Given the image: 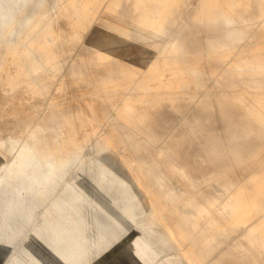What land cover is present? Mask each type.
Returning <instances> with one entry per match:
<instances>
[{
    "label": "bare ground",
    "instance_id": "6f19581e",
    "mask_svg": "<svg viewBox=\"0 0 264 264\" xmlns=\"http://www.w3.org/2000/svg\"><path fill=\"white\" fill-rule=\"evenodd\" d=\"M187 2L46 0L34 14L37 16L35 24L27 17L26 26H18L14 16L6 34L15 32L19 37L29 38L38 28L30 45L46 63L56 64L59 71L66 67L63 96L72 98L81 85L91 86L94 93L100 95L101 106L102 103L108 105L112 115L122 119L136 133L145 135L133 143L129 134L111 122L102 140L127 151L121 156V162L142 194L150 223L160 227L165 241L178 248L190 264L203 260L223 244L229 235L224 228L226 222L247 224L244 234L247 245L227 252L231 259L237 257L235 264H264V0H197L194 17L178 23L177 18L182 16ZM124 14L133 19L125 22ZM98 15L102 16L100 21L93 22ZM5 16L4 13L0 18ZM235 16L245 24L239 29L224 30ZM21 17L23 13L18 18ZM92 26L101 27L105 32L97 41L85 42L84 32ZM175 27L184 35L167 41L160 39L168 32H175ZM191 28L211 29L215 33L198 43V38L190 35ZM246 34L249 38L238 49L239 55L229 58L232 43ZM54 44L60 50H53ZM0 47L8 48L6 53L0 54L1 61L9 66L7 83L11 85L19 78L28 97L37 104L40 93L21 82L24 66L14 64L15 55L20 61L33 63L29 53L15 42L6 41L0 43ZM246 74L249 77L243 78ZM10 95L7 98L4 95L5 99L2 94L4 99L0 100L6 101V106L0 107V116L9 110L7 121H0V140L7 137L4 133L9 132L14 140L25 132V143L30 147L34 134L41 128L26 120L16 134L17 124L11 122L16 120L23 106ZM163 105L186 109L178 126L188 125V134L177 132V126L162 139L148 138V121L153 117L154 108ZM24 106L31 109L30 102H25ZM66 110L58 117L59 124L67 128L61 134L62 141L69 139L80 146L82 126L90 132L101 127L93 100L87 101L84 108L75 105ZM45 124L51 128L49 121ZM196 127L202 130L207 142L202 146V156L219 158L218 171L212 176L192 167L177 147L180 138H198L192 129ZM151 144H155L159 152L153 161L146 160L143 153ZM37 146L40 152L41 147ZM5 148L0 143V149ZM54 157L61 161L59 155ZM158 158L165 162V173L159 170ZM24 160L34 164L31 157L23 156L22 164ZM46 161L47 156H44L41 163ZM250 170L252 174L241 181V176ZM169 174H175L178 179L173 181ZM215 175L220 177L218 186L231 194L220 211L209 213L189 193L194 190L211 202V190L199 188ZM21 176L22 171L13 166L0 183L7 186L5 184L12 182L15 190V182ZM178 181L186 187L189 196L186 202L180 200L183 192L178 188ZM180 207H189L192 212ZM211 264L227 263L219 260Z\"/></svg>",
    "mask_w": 264,
    "mask_h": 264
},
{
    "label": "rangeland",
    "instance_id": "374dc122",
    "mask_svg": "<svg viewBox=\"0 0 264 264\" xmlns=\"http://www.w3.org/2000/svg\"><path fill=\"white\" fill-rule=\"evenodd\" d=\"M45 1L0 0V17L4 13L7 15L4 19L0 18V43L15 42L27 50L33 63L20 61L15 55L14 64L24 66L21 82L40 93V99L34 105L35 100L28 97V92L22 88L19 78L13 84H8L6 78L10 73L9 66L0 59V100L7 98L11 93L10 97L23 106L16 120L11 122L17 124L16 134L26 120H29L32 126L38 125L41 128L34 134L30 147L25 143V132L19 133L18 138L14 140L9 132L4 133L7 137L0 140V143L6 146L5 149H0V179L13 166H17L23 175L17 178L15 190L12 182L5 184L7 186L0 183V264H190L178 248L165 241L160 227L150 223V215L143 203L142 194L131 182L126 167L121 162V156L127 151L105 144L102 140V135L111 122L118 126L120 131L129 134L133 143L140 141L145 135L136 133L122 119L112 115L108 105L102 103L101 106L98 102L100 95H96L91 86L81 85L72 98L63 96L66 89L63 81L66 67L59 71L56 64L46 63L41 54L30 45L38 28L29 38L19 37L15 32L6 34L14 16L17 17L18 26H26L27 17L31 18V24H35L37 16L34 14ZM196 10L197 0H188L177 22L180 23L182 19L190 21ZM21 13L23 17L18 18ZM101 17L96 16L93 22L98 23ZM110 18L112 19V15ZM132 19L133 17L127 14L123 15L125 22ZM244 24L235 16L223 29H239ZM174 31L168 32V35L160 39L167 41L184 35L178 27H175ZM104 32L105 29L92 26L84 32L85 42L97 41ZM214 33L206 28L190 30V35L192 38H198V43L211 38ZM248 38L246 34L236 43H232L229 58L233 59L239 55L238 49ZM7 49L0 47V54L6 53ZM52 49L60 50L56 44ZM242 77L249 76L246 74ZM2 94L3 97L5 95L4 98ZM92 100L98 108L97 116L101 127L90 132L82 126L80 132L83 142L80 146L74 145L69 139L62 141L61 134L67 128L59 124V114L67 111L69 106L78 105L84 108L85 103ZM25 102H30L31 109L28 110L24 106ZM3 105L6 106V101H0V107ZM185 110H177L167 105L156 106L152 119L148 121V138L162 139L169 135L182 120ZM5 111L3 116H0V121H7L9 110ZM45 121L51 123V128ZM6 123L9 124V121ZM192 129L196 131L198 138H180L177 147L192 167L205 170L207 175L212 176L218 171L216 162L219 158L202 156V146L207 142L202 130L198 127ZM177 130L185 134L190 131L188 125L178 126ZM155 144L143 151L146 160L153 161L159 154ZM37 145L41 147L40 152ZM55 154L60 156V162L54 157ZM23 156L31 157L34 164L27 160L22 164ZM44 156H47V161L41 163ZM158 160L159 170L165 173L167 167L164 160ZM252 171L242 175L240 180L249 177ZM43 172H47V175ZM169 177L173 181L178 179L175 174H169ZM218 178L219 175L213 176V179L199 188L211 190V202L205 201L194 190L189 193L198 203L205 206L209 213L220 211L231 194L218 186ZM178 183V188L183 192L180 200L186 202L189 197L186 187L183 182ZM180 209L192 212L189 207ZM246 226L247 224L224 223V228L229 232L227 239L209 256L193 264H211L219 260L235 264L237 257L231 259L227 252L233 247L247 245V239L244 237Z\"/></svg>",
    "mask_w": 264,
    "mask_h": 264
}]
</instances>
